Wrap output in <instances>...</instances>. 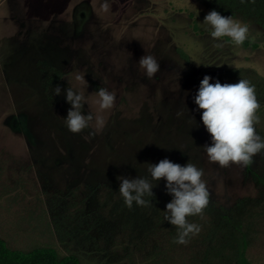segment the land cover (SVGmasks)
<instances>
[{
    "label": "rangeland",
    "instance_id": "1",
    "mask_svg": "<svg viewBox=\"0 0 264 264\" xmlns=\"http://www.w3.org/2000/svg\"><path fill=\"white\" fill-rule=\"evenodd\" d=\"M212 10L247 23V39L213 38L202 23ZM143 55L159 62L151 79L138 68ZM84 73L82 114L106 125L72 133L63 90L84 91L75 80ZM205 75L255 86L264 137V0H0V238L81 264H239L238 238L251 264H264V151L247 167L208 160L192 100ZM99 87L116 94L102 113ZM164 158L203 169L210 192L202 214L187 217L201 226L187 245L164 220L163 178L146 207L128 208L118 192V176H143Z\"/></svg>",
    "mask_w": 264,
    "mask_h": 264
},
{
    "label": "clouds",
    "instance_id": "2",
    "mask_svg": "<svg viewBox=\"0 0 264 264\" xmlns=\"http://www.w3.org/2000/svg\"><path fill=\"white\" fill-rule=\"evenodd\" d=\"M203 24L210 26L213 38L228 37L236 45L242 44L248 37L249 25L233 18L222 16L215 10L209 11ZM218 46H223L222 42ZM138 68L145 77L151 79L159 70V62L152 55H143L137 62ZM84 74H77L76 81L85 85L84 91L67 87L63 90L66 102L71 105L66 117L63 118L65 127L72 133H79L89 128L95 121V131H102L106 125L103 115H93L88 112L82 114V107L87 103L85 95L87 82ZM205 75L199 83L195 95L192 97L196 105L195 111H200V121L210 136V144L200 148L210 162L221 167L230 163L247 167L252 163L253 157L264 151V137H261L254 127L258 122L256 116L260 104L256 98L255 86L247 79H239L235 84L221 83ZM62 92L59 85L53 88V96ZM116 94L107 88L99 87L95 91L94 103L99 112L114 107ZM187 109V108H186ZM182 115V113H177ZM194 124V118L188 117ZM94 134V133H91ZM145 175L135 178L118 176V192L128 208L133 204L149 206L154 193L152 191L156 182L164 180V188L171 196L170 202L165 205L164 220L176 227L177 235L174 243L187 245L191 236L198 235L201 226L189 222L187 217L202 214L209 203L210 192L207 182L202 179L204 171L195 164L187 162L183 166L161 159L158 163H145Z\"/></svg>",
    "mask_w": 264,
    "mask_h": 264
},
{
    "label": "trees",
    "instance_id": "3",
    "mask_svg": "<svg viewBox=\"0 0 264 264\" xmlns=\"http://www.w3.org/2000/svg\"><path fill=\"white\" fill-rule=\"evenodd\" d=\"M223 76V75H222ZM227 76V75H224ZM228 77V76H227ZM264 115V108H263ZM246 241L235 238L234 246H231V255L237 259L239 264H251L245 255ZM214 251V252H213ZM218 255L216 248L212 250ZM0 264H81L75 256L60 258L57 251L50 247H38L30 251L11 249L7 243L0 238Z\"/></svg>",
    "mask_w": 264,
    "mask_h": 264
}]
</instances>
